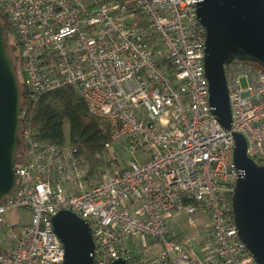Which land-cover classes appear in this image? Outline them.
<instances>
[{
    "label": "built area",
    "instance_id": "2783aa9c",
    "mask_svg": "<svg viewBox=\"0 0 264 264\" xmlns=\"http://www.w3.org/2000/svg\"><path fill=\"white\" fill-rule=\"evenodd\" d=\"M200 1L0 0L26 92L15 185L0 200V264H61L52 218L62 210L87 223L94 264H257L234 221L233 152L241 134L264 165V69L224 65V129L209 104ZM67 87L107 120L106 151L120 143L131 156L97 183L85 159L40 141L30 122L39 97ZM12 210L31 219L9 224ZM181 214L196 235L171 227Z\"/></svg>",
    "mask_w": 264,
    "mask_h": 264
},
{
    "label": "water",
    "instance_id": "95a60500",
    "mask_svg": "<svg viewBox=\"0 0 264 264\" xmlns=\"http://www.w3.org/2000/svg\"><path fill=\"white\" fill-rule=\"evenodd\" d=\"M196 14L205 28L204 72L209 104L219 124L231 127V110L224 65L251 62L264 69V0H201ZM19 84L5 48L0 24V200L15 185V161L20 111ZM233 163L240 171L232 197L239 238L257 264H264V165L246 154V141L234 134ZM55 234L62 242L61 264H94V243L87 223L62 210L53 218ZM112 264H125L122 259Z\"/></svg>",
    "mask_w": 264,
    "mask_h": 264
},
{
    "label": "trees",
    "instance_id": "16d2710c",
    "mask_svg": "<svg viewBox=\"0 0 264 264\" xmlns=\"http://www.w3.org/2000/svg\"><path fill=\"white\" fill-rule=\"evenodd\" d=\"M0 24L3 29L5 48L12 62V67L17 73L13 49L7 43L6 20L0 16ZM17 75V74H16ZM18 80V79H17ZM19 84L20 102L26 94L21 82ZM29 118L32 126L38 133V139L42 142L55 145H67L88 163V178L99 179L103 172L111 166L106 161L105 145L110 141V129L107 120L89 113L85 102L72 88H59L48 92L38 98L30 109ZM68 124L69 132L67 141L64 126ZM20 152L18 141L16 159Z\"/></svg>",
    "mask_w": 264,
    "mask_h": 264
},
{
    "label": "rangeland",
    "instance_id": "374dc122",
    "mask_svg": "<svg viewBox=\"0 0 264 264\" xmlns=\"http://www.w3.org/2000/svg\"><path fill=\"white\" fill-rule=\"evenodd\" d=\"M7 43H9L10 45V40L9 37H7ZM11 46V45H10ZM11 48L13 49V54L15 56V66H16V71H17V79L21 82L20 79V74H19V66L17 63V58H16V53L14 48L11 46ZM64 132L66 135V141L68 140V132H69V126L68 124H65L64 126ZM112 149L108 150L104 156L106 161H109L112 163L113 166L117 167H121L122 165H124L125 162H128L131 160V156L128 154H125L123 151V147L120 143L117 144H113L112 145ZM99 179H94V181H98ZM31 212L30 211H23V210H12L10 212H8L5 215V219L9 224H22V223H27L30 219H31ZM200 221L198 228H201V222H202V217H200L199 219ZM169 224L171 225L172 228H174L175 230L183 233L184 235H187L189 237L196 235V229L189 227L188 222H187V216L184 214H181L179 216H175L173 217L170 221Z\"/></svg>",
    "mask_w": 264,
    "mask_h": 264
}]
</instances>
